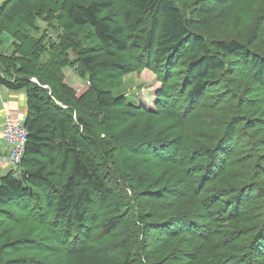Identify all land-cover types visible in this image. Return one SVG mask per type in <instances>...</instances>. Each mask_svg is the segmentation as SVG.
Segmentation results:
<instances>
[{
	"label": "trees",
	"instance_id": "16d2710c",
	"mask_svg": "<svg viewBox=\"0 0 264 264\" xmlns=\"http://www.w3.org/2000/svg\"><path fill=\"white\" fill-rule=\"evenodd\" d=\"M48 1L0 2V35L11 38V47L18 54L0 59L15 67L13 72L0 71V86L23 91L27 130L21 161L0 175V216L6 204L27 212L32 205L35 215L43 214L40 218L45 219L37 223L33 218V222L49 229L51 243L74 247L67 251V264H137V260L138 264H264V130L252 135L254 121L242 113V104L237 107L242 81L247 93L256 95V103L264 104V52L238 38L208 39L192 27L193 19L176 0H56L59 15L55 18L66 26L88 27L94 38L91 45L68 35L57 42L58 35L52 32L32 38L21 28L12 33L5 28L19 19L25 25L37 17L44 22L54 19L45 8ZM235 1L239 0H198L195 16L206 18ZM117 5L119 21L103 15L105 9ZM69 50L75 59L68 55ZM44 54L50 59L42 65L38 60ZM73 64L81 76H88L86 90L78 95L62 82L59 70ZM143 67L151 68L162 82L155 104L172 127L165 128L168 135H160L168 141L139 133L134 149L152 154L157 161L167 158V169L174 176L182 175L187 187L177 196H185L193 205L170 203L178 211L192 209L185 211L186 217L177 216L162 203L158 188L144 195L154 207L149 214L143 209L138 222H133L141 227L128 230L120 239L122 259L116 261L108 253V243L100 247L94 238L87 239L101 210L112 214H104L98 224L104 232L117 229L124 219L119 214L120 186L115 177L109 180L113 159L103 150L102 141L115 142L108 130L121 115L141 117L147 110L125 107L96 82ZM238 69L247 80L229 83V75ZM259 88L262 102L255 93ZM116 104L120 108L114 109ZM259 115L264 116V109ZM194 120L199 122L198 131L190 124ZM182 124L187 125L179 128ZM211 125L215 130L227 126L218 141L216 134L201 129ZM172 131L176 133L172 135ZM18 167L22 170L19 179L14 171ZM39 194L44 207L39 205ZM36 197L38 202L33 201ZM197 216L201 222L196 221ZM39 233L18 236L9 243L16 244L11 253H21L22 248L29 253L27 241ZM154 234L161 237L150 244ZM40 260L38 253L11 259L15 264H43Z\"/></svg>",
	"mask_w": 264,
	"mask_h": 264
},
{
	"label": "rangeland",
	"instance_id": "374dc122",
	"mask_svg": "<svg viewBox=\"0 0 264 264\" xmlns=\"http://www.w3.org/2000/svg\"><path fill=\"white\" fill-rule=\"evenodd\" d=\"M1 1L2 0H0V2ZM77 1L84 2L85 0ZM193 1L194 0H176L177 4L180 6V8H182L184 14L193 19L191 25L195 30L204 33L208 39H210V37H215L218 39L238 38L244 42H247L252 48L259 49L264 52V0H239L238 2L235 1V3H232L230 6H226L225 4L224 6L219 7V9L216 11V14L206 18H199L195 16V13L197 12L195 7L196 5H199L200 2L198 3V0L195 2ZM118 6L119 5L115 6V9L112 6L108 9H105L103 11V15L108 17L111 16L112 19L119 21L120 17L118 14H115ZM45 8L54 17V19L44 22L43 17H37L31 23H28V25H25L19 19V21H15L12 26L5 28L10 33H12L15 29L21 28L32 38L43 37L45 33L47 34L52 32L55 34V36L58 35L57 42L62 35H68L70 37L73 36L75 39H80L82 44L91 45L94 43L93 35L91 34V31L88 27H75L72 25L66 26L65 21L64 23H61L57 18H55L59 15V11L57 10L58 7L56 6V0L48 1V4L45 5ZM36 26L38 28H35ZM49 36H51V34H49ZM22 48L26 50V52L30 49L28 45H23ZM52 53L56 54L55 51H52ZM8 55L13 57V55L16 56L18 54L15 51V48L13 50V47H11V38L7 36L6 33H2V35H0V59L6 58ZM68 55L72 57L71 59L76 58L72 50L68 51ZM49 59V54H44V57L42 58L41 56L38 62L42 63V65H45L44 62L48 61ZM11 64L13 66H11ZM32 64L33 60L31 61V65ZM8 69H10L12 72L15 71L13 62L7 64L0 62V71L2 73H5V70L9 71ZM59 70L62 82L70 87L75 94L78 95L86 90L88 86V76H81L77 66L74 64L63 66L62 68L59 67ZM102 73L107 74V72ZM176 76L178 78L179 74H176ZM229 77V83L233 82V84H237L241 80H247L243 75V71L240 69L229 75ZM109 78L110 77H107L105 80H97L96 83L98 84V87L107 91L109 90L113 97L123 101V103H125V107L127 108L142 109L143 107L147 110L146 113L141 117V114L133 116L132 118H129L127 115H121V120H116L117 125L115 124L108 130V132H112L115 142H112L108 138H103L102 131H98L99 136L104 139L102 141L103 150H107L108 156L111 155L113 159V162L109 163V175H111L109 180L113 181L115 177L116 183H118L120 186L118 192L121 203L119 207V214L121 216L123 215L124 219L121 221V224L118 225L117 229L104 232L102 228L98 227V224L100 221H102L101 219L104 217V214L105 217L108 215V213L109 215L112 214L111 212L105 213L103 210H101L96 218V221L91 225V228L87 233V239L90 241L94 238V244H97L96 246L100 247H103L106 245V243H108L110 248L107 250L110 254V257H113V259L119 261L122 259V252H120L118 247L120 239L127 233L128 230L135 228L138 229L141 227V224L133 222H138L137 216L138 214H142L144 212L143 209H146L145 211L147 214H149L151 210L150 207H154L149 198H144V195L151 194L152 192L154 193L152 190L154 188H158V191H160L162 194L161 201L162 203L168 204V210L170 212L175 211L176 215L180 214L183 217H186L184 215L185 211H188L189 209L192 211V209L186 207L182 211H178L172 208L170 203L173 202L176 206H183L184 204L189 206L193 205V203L185 200V196H177L180 195V193H185L187 191V187L183 180L180 179L182 175L174 176L171 173V170L167 169L168 165L165 163L168 161L167 158H164L162 161H157L151 156L152 154L138 152L134 149L135 143L139 141V133H142V135L149 134L152 137L156 136L158 139H164L165 141H168V138H164L166 135H168L165 128L171 124V120L164 116L163 112L160 113L155 104L157 102L155 93L162 87V82L158 79L157 73L149 67H143L142 69L122 74L119 77L112 79ZM30 79L34 82H37V80L33 77ZM259 89L260 90L255 91V93H259L258 97L260 96L259 100L262 102V89ZM248 91L249 89L247 84H245V81L240 82L238 93L241 95V97L239 98L237 107L242 104V113L254 121L253 124L255 125L253 126L252 130V135H254V131L262 130L263 132L264 130V116L259 115V112L264 109V104H262V102L261 106H259L258 103H256V95L254 92L253 95H249V93H247ZM16 92L22 93L23 91ZM1 98L2 97L0 95V99ZM13 103H15L16 106L20 104L19 102L15 101ZM57 103L62 105L61 102ZM62 106L66 107L64 104ZM24 108L25 109L23 110L21 108L17 112L15 111L14 114H18L20 116L23 115L24 117L26 104L24 105ZM118 108L120 107L116 104L114 109ZM231 109L237 108L231 107ZM3 112L5 114V109ZM75 114V111H73L74 118L76 117ZM128 119L131 120L127 121ZM229 121L230 119H228L226 122L229 123ZM195 122L196 121L194 120L193 122H190V124L194 130L198 131L200 125L199 122ZM186 125L187 124L179 125V128L185 127ZM170 126L172 127V124ZM226 127L227 126H223L221 129L215 130V128H212L211 125L209 127L202 126L201 129L205 130V132H212L213 134H216V141H218L222 136L224 128ZM214 130L216 133H214ZM175 133V131L171 132L172 135ZM160 135L164 137H161ZM252 139L255 140V137L252 136ZM4 145V141L0 139V151H3L2 146ZM262 150L264 151V149ZM165 154L169 155V153ZM216 166L217 164H215V167ZM9 169L10 167L6 165L4 166L0 163V175L8 172ZM14 171H16L15 176L19 179L20 173L22 171L21 168L18 167L17 169H14ZM36 198L37 201H33L38 202V197ZM39 198V205L43 206L41 194H39ZM31 206L29 212H27V210H22L19 207L11 206L10 204H6L4 206V215L0 216V264H15L12 263L11 259L27 254L34 256L36 253H38L39 257H41L40 261H42L43 264H67L69 258L67 257V251L73 250L74 247H69V245H67L68 247H65L64 245L57 246L55 243L52 244V241H50L51 239H48V236H50L49 229L46 227L39 228V225L37 224L39 222H44L45 219L40 218L44 217L41 216L43 214H38V217L31 209ZM109 209H111V206L107 208V210ZM33 218H36L35 221L37 223L33 222ZM194 218L196 219V217ZM161 220L162 219H158L156 221L158 222ZM196 221L201 222L199 216H197ZM57 225L62 226L63 223H58ZM86 228H89L88 224ZM141 231L139 232L138 236L139 242H141L142 239L140 234ZM38 232L40 233L34 237V240H31V242L27 241V243L30 244L29 253L25 248H22L23 252L21 253H11L16 244L11 245L9 243L12 241H17V237L24 233L34 235ZM6 237H8V240L5 241L4 239ZM160 237L161 236L159 234H154L152 237H150L148 242L150 244H155L160 239ZM37 259L40 258L37 257Z\"/></svg>",
	"mask_w": 264,
	"mask_h": 264
},
{
	"label": "built area",
	"instance_id": "2783aa9c",
	"mask_svg": "<svg viewBox=\"0 0 264 264\" xmlns=\"http://www.w3.org/2000/svg\"><path fill=\"white\" fill-rule=\"evenodd\" d=\"M23 121V115L12 116L9 112L3 115L1 138L5 149L0 153V163L4 166L14 167L22 159L27 140V130Z\"/></svg>",
	"mask_w": 264,
	"mask_h": 264
},
{
	"label": "crops",
	"instance_id": "0c3cea01",
	"mask_svg": "<svg viewBox=\"0 0 264 264\" xmlns=\"http://www.w3.org/2000/svg\"><path fill=\"white\" fill-rule=\"evenodd\" d=\"M0 95H1V99H0V139L1 138V125L3 122V115L4 112L3 110L5 109V112H9L12 116L15 115L14 112L18 111L19 109L24 108L25 103V98H24V93H19V92H14V91H10L8 89H5L4 87L0 86ZM19 102L20 104H18V106H16L15 103L13 102ZM25 111V110H24ZM26 113V111H25ZM3 150L5 149V146H2Z\"/></svg>",
	"mask_w": 264,
	"mask_h": 264
},
{
	"label": "bare ground",
	"instance_id": "6f19581e",
	"mask_svg": "<svg viewBox=\"0 0 264 264\" xmlns=\"http://www.w3.org/2000/svg\"><path fill=\"white\" fill-rule=\"evenodd\" d=\"M76 63V62H75Z\"/></svg>",
	"mask_w": 264,
	"mask_h": 264
}]
</instances>
